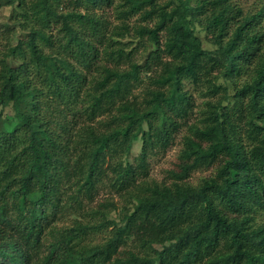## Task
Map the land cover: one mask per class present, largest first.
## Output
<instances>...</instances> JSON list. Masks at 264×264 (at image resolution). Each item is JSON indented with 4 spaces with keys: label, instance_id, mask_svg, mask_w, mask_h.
<instances>
[{
    "label": "trees",
    "instance_id": "obj_1",
    "mask_svg": "<svg viewBox=\"0 0 264 264\" xmlns=\"http://www.w3.org/2000/svg\"><path fill=\"white\" fill-rule=\"evenodd\" d=\"M4 5L0 264H264V0Z\"/></svg>",
    "mask_w": 264,
    "mask_h": 264
},
{
    "label": "rangeland",
    "instance_id": "obj_2",
    "mask_svg": "<svg viewBox=\"0 0 264 264\" xmlns=\"http://www.w3.org/2000/svg\"><path fill=\"white\" fill-rule=\"evenodd\" d=\"M261 0H231V2L234 5H237L238 7H240L242 9L243 12H247V11H253L255 10V8H257V6L259 5ZM11 14H12V8L8 5H4L0 7V23H5V24H9L11 22ZM133 21V18L132 20ZM203 34V33H202ZM202 37H205L204 34L202 35ZM205 39V38H204ZM207 39V38H206ZM204 44L205 46H212V43L209 40H204ZM59 63H61L63 66H66V62L63 61L60 58H56ZM188 88V86L186 87ZM139 90L137 89L136 92H138ZM195 100L196 102H199L201 100L200 97L195 96ZM19 115L21 116V118L25 121H31V115L29 113L28 110V104L27 103H21L19 104ZM0 114L3 117H9L11 119L10 122H13L15 117L12 116L13 115V109L11 108L10 105H6L4 107L0 106ZM179 148V143H178V139H176L174 141V143L168 148L166 149V151H164L163 153L151 156L148 159L149 162V178L150 179H155V180H163L166 178V170L171 168L173 166V163L176 159V153L178 151ZM139 149V142H135L131 148V154H130V158L132 156H134ZM210 172V170H206V171H196L193 172L189 178L190 181L194 182L196 181V179L199 176L208 174ZM104 192H102L101 195H103ZM106 233L101 232L99 234H96V239H99L101 235H105Z\"/></svg>",
    "mask_w": 264,
    "mask_h": 264
}]
</instances>
